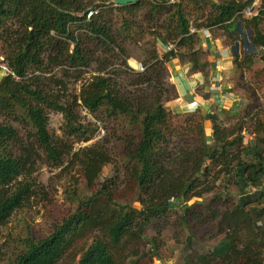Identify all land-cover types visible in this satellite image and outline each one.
<instances>
[{
    "label": "trees",
    "instance_id": "trees-1",
    "mask_svg": "<svg viewBox=\"0 0 264 264\" xmlns=\"http://www.w3.org/2000/svg\"><path fill=\"white\" fill-rule=\"evenodd\" d=\"M96 1L0 0V42L5 41L9 48L5 60L8 71L0 81V228L26 204L33 188L31 182L11 187L35 153L24 144L23 133L14 124L17 120L30 124L36 141L55 165L73 162L86 187L64 221L46 236L26 238L24 249L9 264H150L153 257H143L147 251L162 257V233L173 216L172 226L177 227L182 246L180 263L264 264V230L259 228L260 222L264 224L260 214L264 194L254 201L247 196L251 186L259 185L258 176L264 175V111L251 117L248 124L239 109L199 108L195 124L185 126L184 135L174 138L171 123L183 114L165 111V101L172 99L170 93L164 96L153 90L140 97L135 92L140 85L150 87L156 78L160 81V70L172 59L207 74L210 60H203V54L209 53L196 48L203 40L198 33H191L192 27L223 29L234 52L233 68L251 69L257 59L264 64V3L257 15L246 17L242 12L249 1L141 0L106 5L108 0H103L98 4L103 9L88 19L87 9ZM143 7L151 21L162 17L163 31L153 32L159 43L172 39L175 47L163 53L156 46L149 50L150 55L142 60L145 71L131 79L136 86L132 92L115 88L111 79L101 74L109 68L106 64L98 68L99 73L79 96L91 112L104 109L130 129L141 119L142 134L137 138L123 128L126 138L117 152L96 143L60 147L49 132L51 111L64 115V132L75 137L72 144L91 139L93 130L74 114L73 103H63L46 87L24 80L37 72H51L56 66L64 68L66 74L88 68L91 44L117 50L114 54L121 56L125 53L122 40L134 35L137 26L133 16ZM115 11L121 22L116 31L111 16ZM241 28L254 53L239 55L238 41L246 44L239 36ZM234 117L242 121L237 131L229 132ZM208 123L214 130L213 143H208ZM243 128L254 133V140L245 139ZM191 135L198 136L194 150L183 146L184 136ZM114 155L122 158V173L100 180ZM211 173L218 175L216 183L202 187L214 175ZM205 191L211 192L210 199L183 206L181 200L187 203L201 198ZM149 227H155L157 234L148 236ZM206 227L215 233L210 236L216 235L215 240L204 238Z\"/></svg>",
    "mask_w": 264,
    "mask_h": 264
},
{
    "label": "rangeland",
    "instance_id": "rangeland-1",
    "mask_svg": "<svg viewBox=\"0 0 264 264\" xmlns=\"http://www.w3.org/2000/svg\"><path fill=\"white\" fill-rule=\"evenodd\" d=\"M178 1V0H177ZM239 1H249V5H254L255 10L260 8L264 3V0H239ZM112 0L106 1L108 5ZM96 4L103 3V0H97ZM90 8V7H89ZM103 9V7L101 6ZM110 9V5L108 6ZM116 11L113 12L112 24L115 26L116 31L120 26V18L115 16ZM146 13V8L140 9L134 16L135 26L137 28L134 30V35L127 37L122 40V44L125 49V53L121 56L114 54L117 50L109 51L104 50L102 45L91 44L92 47V60L91 65L87 68L84 67L81 71H70L66 74L64 68L56 66L51 72L42 73L37 72L33 75H29L24 80L25 82H32L38 86H44L46 89L53 94L56 98H61L63 103H73L72 110L75 115H78L81 122L87 124V127L93 130L91 139L87 141H78L74 144L73 141L75 137L67 136L64 132V122L65 117L62 113L58 111H51L49 115V132L52 140L57 143L60 147L68 149L71 145L75 148L85 147L96 143L99 147L109 150L110 152L120 151L121 148H117L122 144L123 139L126 138L123 128L128 131L133 132V136L140 137L142 134L143 124L142 120H137L131 129L124 124L123 121H117L111 115H108L104 109L99 111L91 112L80 100L79 96L81 90L84 86L89 84L93 76L99 73L98 68L109 64V68L103 71L101 74L109 77L115 88L123 91H133L135 90V85H132L131 79L137 74V69L135 68V61L141 62L147 58L150 53L149 50L158 48L159 52H162L158 37L154 36L153 32H161L162 29V17L151 21ZM110 16V17H111ZM131 18V16H130ZM112 25V26H113ZM262 29L264 30V23L262 24ZM212 35V41H221V46L228 47L232 51V46L228 45V38L224 34V30L219 27L209 30ZM202 33V32H201ZM199 34V33H198ZM203 40L211 39L208 35L199 34ZM239 36L246 40L244 44L243 40L238 41V52L242 56L244 52L254 53L255 48L249 42V38L246 35V31L241 28ZM205 39L203 41H205ZM216 40V44L218 41ZM175 46V42L172 39L167 40ZM218 45V44H217ZM206 48L203 44H197L196 48ZM8 45L5 41L0 42V81H2L3 76L8 71L6 60V54L8 50ZM215 50V46L214 49ZM209 55L203 54V60H210ZM108 59H112L113 62H109ZM111 60V61H112ZM182 62V61H181ZM232 63V62H231ZM144 65V64H143ZM169 65V64H168ZM264 64L257 59L251 69H235L233 68V74L229 82L232 81L229 88L237 99V106L240 110V115L245 117V122L251 123L250 118L257 116L261 110L264 111V73H261ZM208 67L206 69V72ZM62 81L63 84H58V81ZM159 80L157 78L148 87L145 83L140 85L135 92H138V96L142 97L145 93H151L153 90H157L164 96L170 93L171 100L165 101V111L173 113H181L180 109L173 110L170 107V103L176 100L174 84L172 81V75L169 72L167 65L160 70ZM225 81V80H224ZM147 88V89H145ZM234 101V100H233ZM243 102V105L239 103ZM227 108H234L233 102L230 101ZM198 113L196 111H191L184 113L179 118H175L176 122L171 123L172 132L175 134L174 138L184 135L185 126H190L195 124L196 118L198 119ZM192 116H189L191 115ZM189 116V117H186ZM3 119L0 114V121ZM242 119L231 118L229 125V132L237 131L241 124ZM20 131L23 133L24 144L29 146L30 149L35 150L31 161L27 164L23 171V174L19 176L18 180L15 181L11 187L17 189L26 182H31L33 185L32 191L29 193V199L26 204L16 210L10 217V220L5 226L0 228V264H9L12 262L17 254L24 249V243L26 238H41L50 234L56 226L61 224L64 219L72 212L76 206V201L79 200L80 195L84 194L86 190L85 184L80 176L79 170L76 165L71 161H66L65 164L55 165L44 151L43 147L36 141V136H34V129L30 126L28 122L17 120L14 122ZM206 131L208 132V143L214 142V130L213 127L208 123L206 126ZM250 132V133H249ZM246 128H243L242 134L245 139L254 140V133ZM198 136H184L183 146L184 148L195 149L198 144ZM218 168V167H217ZM123 171V161L120 156L114 155V159L109 163L100 176V180L106 178H111L115 172L121 174ZM214 174V173H211ZM218 175H211L207 182L202 185V187H208L211 184L216 183ZM209 182V183H208ZM259 185L251 186L247 191V196L250 201L257 200L260 195L263 194L264 187V175L260 174L257 178ZM233 193H236V188L231 187ZM259 190H261L259 192ZM89 192V191H88ZM211 198V192L205 191L201 198H192L186 203V201L181 200L184 207H187L192 202L208 200ZM255 208V206H253ZM257 208V207H256ZM264 212V210H263ZM262 212V213H263ZM174 222L176 219H172ZM172 222L167 223V226L162 233L161 249L162 257H157L153 252L147 251L143 260L149 259L150 264H182L179 262L178 257L182 250L180 244L179 236H177V227L172 226ZM209 227L204 228V234L206 233L205 239L210 241L215 240L217 236L214 237L207 230ZM262 230L264 228H261ZM157 234L155 227H149L148 236H154ZM212 239V240H211ZM150 246V245H148ZM142 261V259H139Z\"/></svg>",
    "mask_w": 264,
    "mask_h": 264
},
{
    "label": "crops",
    "instance_id": "crops-1",
    "mask_svg": "<svg viewBox=\"0 0 264 264\" xmlns=\"http://www.w3.org/2000/svg\"><path fill=\"white\" fill-rule=\"evenodd\" d=\"M217 41L222 52L219 57L213 50L214 46H217L216 40L215 42L212 39L203 41V46L211 55L207 74L191 70V66L186 62H181L178 59L170 60L168 68L172 75L175 92L178 96H182L187 104L196 102L199 105L201 104L200 106L202 107L199 108L207 109L208 111H215L218 107L229 106V104H232L229 103L230 101L233 102L232 106L235 109H239L236 101L239 98L234 99L235 96L231 93V88L228 87L232 83V81L230 83L228 80L233 74L231 59L234 54L228 47L221 46V41ZM170 107L173 110H178L180 103L175 100L170 103ZM209 124L211 125V123Z\"/></svg>",
    "mask_w": 264,
    "mask_h": 264
},
{
    "label": "built area",
    "instance_id": "built-area-1",
    "mask_svg": "<svg viewBox=\"0 0 264 264\" xmlns=\"http://www.w3.org/2000/svg\"><path fill=\"white\" fill-rule=\"evenodd\" d=\"M171 1L174 2L175 0H171ZM98 12H99V8L92 7V8H90L88 10L87 17L91 18L92 16L96 15ZM258 12H259V8L255 10L254 5H249V6H247L244 9V11L242 13L246 17H253V16L257 15ZM191 33H199V34L208 35L212 39V35H211L209 29H207V28L199 29V28H196V27H192L191 28ZM174 47L175 46L172 43H170L169 41H166L162 45V51L163 52H167V51L172 50ZM215 53L217 54L218 57H219V54H222L221 48L218 45L215 46ZM136 69L138 71H143L144 67L142 65H138L136 67ZM176 102L180 103V112H181V114L187 113L190 110H196L199 107V104H197L196 102H191V103L187 104L186 102H184V98L182 96H178L176 98ZM239 104L243 105V102H240ZM260 214L264 215V212L263 213L261 212ZM259 228H264L263 223H261V222L259 223Z\"/></svg>",
    "mask_w": 264,
    "mask_h": 264
},
{
    "label": "clouds",
    "instance_id": "clouds-1",
    "mask_svg": "<svg viewBox=\"0 0 264 264\" xmlns=\"http://www.w3.org/2000/svg\"><path fill=\"white\" fill-rule=\"evenodd\" d=\"M113 2V1H112ZM92 7H97V8H99V11L101 10V6H98V4H95V5H93V6H91L90 8H92ZM90 8H88L87 9V12H88V10L90 9ZM99 13V12H98ZM97 13V14H98ZM88 18V17H87ZM88 19H90V18H88ZM160 47H161V49H162V45L160 44ZM162 53H163V51H162ZM135 68L138 66V65H142L143 67H144V70L143 71H138L137 70V72H144L145 71V66L143 65V64H141V62H137V61H135ZM199 107H202V106H200L199 105ZM199 107L196 109V110H198L199 109ZM180 109V108H179ZM196 110H190L189 112H191V111H196ZM188 113V112H187ZM263 212V211H262ZM264 225V224H263ZM261 229V228H260ZM264 230V229H263Z\"/></svg>",
    "mask_w": 264,
    "mask_h": 264
},
{
    "label": "water",
    "instance_id": "water-1",
    "mask_svg": "<svg viewBox=\"0 0 264 264\" xmlns=\"http://www.w3.org/2000/svg\"><path fill=\"white\" fill-rule=\"evenodd\" d=\"M115 5H127L131 3H138L141 0H112Z\"/></svg>",
    "mask_w": 264,
    "mask_h": 264
},
{
    "label": "bare ground",
    "instance_id": "bare-ground-1",
    "mask_svg": "<svg viewBox=\"0 0 264 264\" xmlns=\"http://www.w3.org/2000/svg\"><path fill=\"white\" fill-rule=\"evenodd\" d=\"M179 115H181V113H179ZM261 190H259V192H260Z\"/></svg>",
    "mask_w": 264,
    "mask_h": 264
}]
</instances>
